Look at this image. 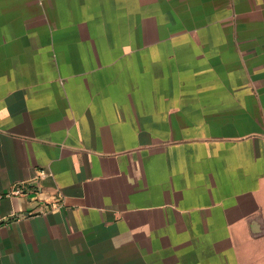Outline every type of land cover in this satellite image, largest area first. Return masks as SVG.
Returning <instances> with one entry per match:
<instances>
[{
	"label": "crops",
	"instance_id": "crops-1",
	"mask_svg": "<svg viewBox=\"0 0 264 264\" xmlns=\"http://www.w3.org/2000/svg\"><path fill=\"white\" fill-rule=\"evenodd\" d=\"M82 2L0 0V264H264V0H137L170 33L122 45Z\"/></svg>",
	"mask_w": 264,
	"mask_h": 264
},
{
	"label": "rangeland",
	"instance_id": "rangeland-1",
	"mask_svg": "<svg viewBox=\"0 0 264 264\" xmlns=\"http://www.w3.org/2000/svg\"><path fill=\"white\" fill-rule=\"evenodd\" d=\"M114 1L115 0H87L88 3L82 2V12L75 15L74 22H64L51 16V23L62 27H76L77 25V27H81L84 24L94 23V16L90 14L97 15L96 32L90 37L71 38V43L73 44H139V35L143 32L144 22L148 31L156 30V32H158L155 36L153 33L147 36L146 43H153L157 35L163 33V31L167 35L170 33L171 24L168 4L163 6V8L160 6L162 11H158L156 20L146 19L143 22V17H139L140 6L137 0H129V6H123V8L115 4ZM127 8H129V10H127L128 12L125 10ZM121 11H123V15H121ZM52 13L51 11V14Z\"/></svg>",
	"mask_w": 264,
	"mask_h": 264
},
{
	"label": "built area",
	"instance_id": "built-area-1",
	"mask_svg": "<svg viewBox=\"0 0 264 264\" xmlns=\"http://www.w3.org/2000/svg\"><path fill=\"white\" fill-rule=\"evenodd\" d=\"M45 175V172L40 171L38 176L36 177V180L38 182L36 184L34 183V180L29 182V181H24L16 186H14L9 192L5 194V196H14V195H32L36 194L38 200H41V184H40V179ZM3 197V194H0V198Z\"/></svg>",
	"mask_w": 264,
	"mask_h": 264
}]
</instances>
